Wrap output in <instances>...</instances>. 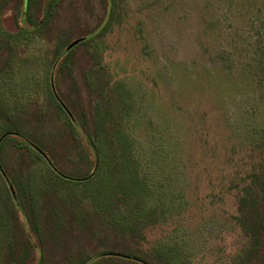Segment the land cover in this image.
<instances>
[{"label": "rangeland", "instance_id": "rangeland-1", "mask_svg": "<svg viewBox=\"0 0 264 264\" xmlns=\"http://www.w3.org/2000/svg\"><path fill=\"white\" fill-rule=\"evenodd\" d=\"M5 1L0 29L14 37L0 38L9 46L0 51L2 162L24 194L14 200L18 236L0 183V264L25 248L27 264H79L105 249H133L149 264H164L158 253L171 264H241L245 223L261 207L242 218L237 195L264 163V0H113L110 9L73 0L37 34L20 33L16 0ZM89 31L93 39L55 60L66 35ZM62 59V100L86 118L98 105L128 147L105 154L118 158L99 171L83 145L61 147L76 137L49 96ZM91 65L99 71L85 86ZM14 120L47 140L62 174L92 178L55 180L45 159L17 148ZM261 252L258 264L264 240Z\"/></svg>", "mask_w": 264, "mask_h": 264}, {"label": "trees", "instance_id": "trees-1", "mask_svg": "<svg viewBox=\"0 0 264 264\" xmlns=\"http://www.w3.org/2000/svg\"><path fill=\"white\" fill-rule=\"evenodd\" d=\"M106 6L110 9L111 3L113 5V0H105ZM5 0H1L0 3V12L2 8L6 5ZM74 5L73 0H16V11L14 13V20L16 23L19 24V31L20 33H34L37 34L40 30L47 27V25L56 17V14H58L59 9L63 8L64 6L70 7ZM108 9V10H109ZM103 30V28H102ZM101 31V30H100ZM95 31H89L84 36H80L79 38L66 35L63 40L60 43V46L58 48V52H56L55 60L59 59L61 55L66 53V55H69L73 49L76 48V45L73 46L70 50L65 52V48L70 44L73 40H76V38L81 39V44L87 40L93 39L95 36ZM4 37L5 39L7 37L13 38V35H8L6 37L5 32H3L0 29V38ZM79 43V45H80ZM78 45V44H77ZM0 51L3 50L5 47H9L7 44H1L0 45ZM69 64H67L66 59H62L58 71L56 74L55 79H50L49 83V96L53 102L56 103V107L59 112H61L65 118L67 119V123L69 124V128L71 130V135L73 136L72 132L75 134V141L72 145L62 144L61 147L63 149H71L75 148L80 149L82 145L84 148L87 149L90 157H87L84 162H86L88 165L96 166L98 164V171L100 167V161L101 160H115L118 157L113 156H107L105 154H109L112 152L117 151H126L128 149L127 145H124L123 138L124 135L120 131L119 127L116 125H107L105 124L106 120H109L107 113H103L100 111L99 106H95L92 110L88 118L84 117V114L82 111L79 113L74 112V110L67 106L66 103L62 100L61 96L57 93L59 80L58 77L60 76V73L65 69ZM99 70H94L93 66H89V68L84 73V85L87 86L91 78H93ZM97 76V75H96ZM91 87V86H89ZM60 98L62 102L66 105L62 104L66 107V109L69 111L70 116L67 114V112L62 108L61 104L57 101V98ZM5 110V109H4ZM5 113V112H4ZM6 115V114H5ZM9 120V119H8ZM14 126L17 128V132L19 135L22 136V139H20L18 143V149L19 148H25L31 153L34 154L35 157L42 159H45L47 162V166L49 169L52 170L54 173V176L56 177L55 180H72L76 182H84L88 181L92 178V173H85L76 177H72L67 174H62L59 170L60 161L58 158L55 157L53 151L51 150L50 144L47 142V140L43 136L34 135L33 131H31L27 125L19 123L18 121L14 120L12 122ZM5 133H2L0 135V138ZM9 136L5 135L2 139H0V183L5 188L7 186L10 188V186H14L15 192L14 195H8L7 197L11 202H9L10 207L9 213L12 216L11 223L15 226V228L18 230V236L21 235L20 233V227H19V213L16 211V208L14 206V200H17L18 202H21V199L23 198V194L19 190L20 180L15 179V177H12L9 173V171H6L7 167L4 166L2 159H3V151H5L9 147V143L7 144L6 139ZM102 137V138H101ZM78 143V144H77ZM40 151V152H39ZM46 156L44 158L43 156ZM91 161V162H90ZM93 164V165H92ZM109 174L113 175V169L108 168ZM55 171V172H54ZM57 171V172H56ZM81 170H75V172H80ZM4 173V175L2 174ZM105 177V176H104ZM248 180H246L245 183H243L244 187L242 188L241 192L237 195V203L239 208V215L244 217H251L249 214L250 208L253 206V208L256 206H260V209L255 211L254 218H251V221L248 223H245L246 227V234L247 237L250 239V246L245 250V256L244 260H242L241 264H258L256 263V260L260 259V256L257 255L258 252H261V246L264 240V163L259 164L257 168H254L251 173L248 174ZM76 178V179H75ZM107 181L105 177V181L103 188L108 187ZM4 190V189H3ZM8 192V191H7ZM31 196V194L29 195ZM31 198V197H30ZM18 206V205H17ZM21 207V203L19 205ZM11 209V210H10ZM14 209V210H12ZM13 211V212H11ZM28 221H31L30 219ZM33 224V223H32ZM35 225V224H34ZM33 228V225H32ZM20 243V241L18 242ZM9 247L11 249V252L14 251V245L10 241ZM26 247V246H24ZM118 250V249H117ZM112 250V249H105L103 251L98 252L97 254L93 256H86L80 260L79 264H87L89 261H92L94 259L93 264H105V263H112V262H126L127 264H149V261L147 260L148 257L141 253L139 254L137 251L133 249H127V250H118V251ZM262 253V252H261ZM163 253L156 254L159 257H162L164 260V264H171V259L168 256L162 255ZM16 259L14 264H27L28 259L30 257L28 248L22 252L15 253ZM12 264V263H10ZM35 264H42V258L37 259ZM259 264H264V262H260Z\"/></svg>", "mask_w": 264, "mask_h": 264}, {"label": "water", "instance_id": "water-1", "mask_svg": "<svg viewBox=\"0 0 264 264\" xmlns=\"http://www.w3.org/2000/svg\"><path fill=\"white\" fill-rule=\"evenodd\" d=\"M79 42H81V39H76L73 40L70 44H68V46L65 48V52H67L68 50H70L73 46L77 45ZM57 101L61 104L62 108L67 112V114L70 116L69 111L66 109V107L61 103L60 99L56 96ZM10 133H5L4 135L1 136L0 139H2L5 135H8ZM40 152V151H39ZM44 158H46V156L43 153ZM2 170V169H0ZM4 175V173H2ZM10 191L12 192V194L14 195V190L13 188L10 186Z\"/></svg>", "mask_w": 264, "mask_h": 264}]
</instances>
